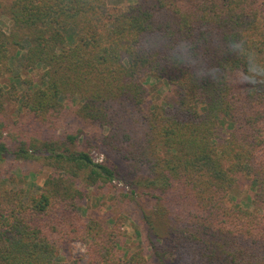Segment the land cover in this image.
<instances>
[{
  "label": "trees",
  "instance_id": "obj_1",
  "mask_svg": "<svg viewBox=\"0 0 264 264\" xmlns=\"http://www.w3.org/2000/svg\"><path fill=\"white\" fill-rule=\"evenodd\" d=\"M7 13L0 68L13 57L41 76H13L6 89L35 133L18 138L0 118V160L51 170L28 196L0 181V264H82L61 256L73 242L85 244V264H147L143 249L119 253L120 218L80 211L87 186L119 176L114 157L157 191L144 213L150 260L264 264V0H11ZM150 79L174 102L149 103ZM73 97L76 115L103 130L86 151L80 129L43 133ZM240 180L250 209L229 198Z\"/></svg>",
  "mask_w": 264,
  "mask_h": 264
},
{
  "label": "rangeland",
  "instance_id": "obj_2",
  "mask_svg": "<svg viewBox=\"0 0 264 264\" xmlns=\"http://www.w3.org/2000/svg\"><path fill=\"white\" fill-rule=\"evenodd\" d=\"M11 0H0V28L7 31L10 26L7 7ZM134 0H126L127 4ZM124 2V0H120ZM68 44V43H67ZM13 51L10 53L12 54ZM20 75L21 78H29L35 84L39 82L41 70L36 69L25 73L21 69L17 58H11L8 68L6 63L0 68V88L3 90V97L0 98V118H5L8 122L9 132L18 138L27 137L34 132L33 127L27 120V116L17 103L8 99L6 89L13 76ZM146 84L151 87L149 103L168 105L176 99L175 92L163 81L147 80ZM65 107L60 119L58 120L57 130L46 129L47 135L55 134L57 136L63 131L81 130V135L77 141L78 150H89L88 140L95 142L98 140L103 130L94 124H89L76 115V109L80 103L77 97L65 100ZM30 123V124H29ZM225 132V131H224ZM6 141L14 146V141L8 138ZM90 154L93 160H104L102 153L91 149ZM111 167H116L119 176L116 180L106 183L101 181L86 187L87 195L80 204V211L85 219L98 218L107 225L112 224V220L120 218V231L123 234V240L118 248L120 254H130L136 250L143 249L147 255V264H156L151 259L149 249L146 247L145 233L147 230L144 221V213L152 212L154 199L150 197L149 192L157 193L152 184H148L145 179L147 175L144 172H134L129 164L118 158H112L109 163ZM51 168L42 164L41 159H21L15 160L11 154H5L0 160V181L1 185L10 187L21 186L25 190V195L37 193L42 186L47 173ZM83 177V176H82ZM126 182H124V181ZM79 184L83 180L77 179ZM131 183L133 193L131 192ZM252 187L249 182L240 180L239 184L231 191L229 198L244 208H251ZM85 244L73 242L66 244L61 248V256L65 259L78 258L82 264H85ZM173 264H183L180 260H174Z\"/></svg>",
  "mask_w": 264,
  "mask_h": 264
},
{
  "label": "built area",
  "instance_id": "obj_3",
  "mask_svg": "<svg viewBox=\"0 0 264 264\" xmlns=\"http://www.w3.org/2000/svg\"><path fill=\"white\" fill-rule=\"evenodd\" d=\"M95 162H101L102 161V158H100V160H94Z\"/></svg>",
  "mask_w": 264,
  "mask_h": 264
}]
</instances>
